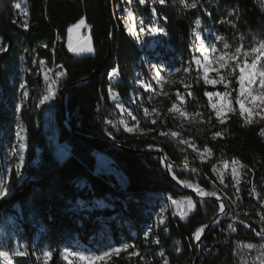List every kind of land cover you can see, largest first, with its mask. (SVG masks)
Segmentation results:
<instances>
[{
	"label": "trees",
	"instance_id": "1",
	"mask_svg": "<svg viewBox=\"0 0 264 264\" xmlns=\"http://www.w3.org/2000/svg\"><path fill=\"white\" fill-rule=\"evenodd\" d=\"M16 1L0 0V40L8 48L7 52L0 54V180L4 160L6 155L10 157L9 152L16 142L15 132L19 125L16 112L18 91L17 85L10 80L9 65L14 52L20 46L27 50L25 53L29 58L30 71L25 80L30 98L23 104L20 112L28 133V178L17 185L13 168L12 182L15 189L10 196L0 199V253L3 250L2 223L8 215L20 219L29 242L38 238L40 244H49L58 250L52 264L59 263V250L71 241L97 247L111 242L110 238L118 243L125 237L132 239L134 232L141 238L143 228L153 218L149 203L156 194H164L173 198L189 196L196 202L197 209L193 214L185 220L169 218L166 223L168 234L165 230L160 232L161 246L165 249L170 264H193L197 250L192 234L197 227L209 223L218 214L219 202L211 197L194 196L179 188L166 173L159 152L109 150L73 134L63 120L60 99L64 91L92 74L107 56L109 34L105 1L27 0V28L22 27L24 20L16 13ZM134 2L146 14L151 13L149 7H140L139 0ZM127 4L125 0H110L113 20L112 55L103 72L94 80L70 90L67 109L71 122L83 134L102 138L110 136L132 149L144 150L150 148L149 145L153 146L151 148H161L169 163L171 161L174 165H181L189 157L196 171L186 175L175 169V175L184 182L193 181L200 187L221 193L213 183L215 177L210 164L197 161L192 153L181 154L179 146L159 136L157 132L139 138L122 129L117 123V108L111 102L109 89L115 90L122 97L141 91L133 82L137 67L145 72L148 80L153 81L142 59L143 51L128 33L121 19ZM232 9L238 11L229 15ZM157 12L165 17L163 22L168 32V40L184 61L191 56L189 46L198 20H201L203 27L213 24L230 38L239 34H264V0H212L206 10L200 7L186 9L178 0H169L167 5L157 7ZM225 17L231 18L236 26L221 23ZM83 18L90 26L94 54L78 56L67 48L68 29ZM35 60H43L53 71L65 72L60 83L59 97L56 99L55 113L58 142L66 144L70 149V154L64 159L57 155L54 139L42 122V111L38 102L44 78L40 72L36 73L33 66ZM113 66L120 72V81L115 83L108 79V72ZM188 76L192 85L190 89L194 94L193 102L207 120L211 109L204 92L223 90V87L205 85L202 80L197 84L195 70ZM178 90L183 91L182 86L173 85L161 106L157 127L162 130L168 127L179 128L178 120L169 111ZM261 127L264 124L253 123L245 126L238 115L230 114L225 124L218 123L213 116L211 124L205 123L201 129L190 133L200 146H207L213 151L214 160L236 159L246 166L242 198L249 210H255L258 205L256 198L249 194L252 185L256 184L264 195V136L259 135ZM215 131H220L221 136L213 140L211 137ZM38 148L41 149L40 161L35 164L33 162ZM96 152L105 153L112 158L113 164L125 176L124 184L114 174L98 168ZM224 197L228 211L205 234L197 264H236V242L260 240L252 229L239 223L235 232H227V225L231 222L228 216H236L237 211L234 204ZM97 200H103L105 206H98L95 203ZM16 204H19L20 211ZM177 241L180 242L178 246ZM110 264L161 262L153 259L144 263L139 260V256L129 258L127 253H123L118 258L113 257Z\"/></svg>",
	"mask_w": 264,
	"mask_h": 264
},
{
	"label": "rangeland",
	"instance_id": "2",
	"mask_svg": "<svg viewBox=\"0 0 264 264\" xmlns=\"http://www.w3.org/2000/svg\"><path fill=\"white\" fill-rule=\"evenodd\" d=\"M125 1L128 4L125 6V10L123 15H121V19L125 23L128 33L132 36V38L136 41L137 45L143 51L142 59H144L143 61L145 63V66L148 69L153 81L151 82L150 80H148L145 72L139 70L137 67L136 77L133 82L135 83L136 86L141 88V91H135L132 92L129 96L122 97L115 90H111L113 93L115 92L117 94L118 101L123 106L124 109L122 111L120 107H117V102L115 103L118 113L117 114L118 125L124 130L126 127H132L134 130L129 133L139 138L147 137L154 132H157L159 136H162L160 135V132L161 131L166 132L168 133V135H163L162 137L167 138L168 140L172 141L177 146H179V152L181 154L192 153L194 154L197 161L201 163L210 164L215 177V180H213L214 185L220 190L222 195L226 196L230 200V202L234 204L236 208L237 215L228 216L231 221L230 223L236 221V224L234 225L236 227L240 219H245L251 222L252 224V228H248V227L246 228L252 230L255 229V231H259V217L256 215L257 208L259 207L258 201H257L258 205L256 206V209L249 210L245 205V203L243 202V198H242L243 196L242 189L244 187L243 184L246 182V168L245 167L240 168L239 166H237L238 179L233 180L231 173L233 160H214L213 151H211V155L205 154L204 159L201 160L199 152L193 151L192 147H189L187 144L180 143L181 139L184 140L191 139L195 144V146L198 149H201L202 151L204 146H200L194 140V138L190 136V133L201 129L205 124V122H202L200 117H192V116H189L188 118L181 117L179 112H177L175 108L171 107L172 110L170 111V113L175 119L178 120L179 128L168 127L162 130V128L157 127V123L156 124L151 123L152 119H156V121L158 122V119L161 116V106L166 101L169 95V90L173 85L179 84L182 86L183 91L178 90L181 94H184L186 92L184 84L190 83L191 80L189 79L188 75L191 74V72L188 74H185L183 71L172 72L170 75L167 72H161L160 77H157L155 75V70L152 68L153 65L175 67V66H179L185 61L182 59L179 53L175 52L174 46L168 40V32L166 31L163 22V19H165V17L160 16L157 12V7L162 5L153 4L152 0H144L143 3H141V0H139L140 7L150 8L151 13L146 14L143 11V8L141 9L135 5L134 0H130V2L129 0H125ZM168 1L169 0H167V3L165 5L168 4ZM211 2L212 0H201V3L200 5H198V7H200L203 10H206L210 6ZM188 3H191V0H188ZM17 4L20 5V8L16 7ZM15 9L18 16H21L24 21H28L27 18H28L29 10H28L27 0H17L15 2ZM223 19L231 20V18H226V17ZM84 21H85V25L81 26L78 29L73 28V26H71L70 28H72V32L68 34V38H67L68 50L78 56L94 54V47L90 32V26L87 24L85 19ZM158 27L164 28L165 31L163 33L156 31ZM141 28H143L144 30L141 31ZM217 34L225 36L226 39L230 42V45L233 49L236 45L240 43L239 37L241 36V34H239L235 38H230L227 35H225L223 32L219 31L215 26H213V24L207 27H203L201 20H198L194 31V36L191 42L192 49L199 47L198 38H203L206 45H211L214 42L215 35ZM243 36L245 37L244 43L246 46L252 42L253 37L264 39V34L262 33L256 35H243ZM0 43H2L1 40ZM69 43H71L72 48L77 49V51L70 50ZM81 47L84 48L90 47L92 51H79ZM217 47H222V44H218ZM12 57L13 59L9 65V77L11 82L17 85L16 89L18 92H17L16 100L18 101V105H20L21 103L25 104L28 102V99L30 98V91L25 81L28 73H30L28 66L29 58L26 56L25 49L21 46L17 48V50L14 52ZM190 59L191 56L186 61H189ZM40 61L35 60L33 62V66L36 69V73L40 72L43 75V78L45 75H47L49 78L48 80L44 79L40 99L43 97V95L47 94L49 87H51L52 90L55 92V97L51 102H46L44 105H39L38 102V107L40 111H42V118H43L42 122L46 130L49 131V133H51L54 139V146L57 155L59 156V158L64 159L70 154V149L66 144H62L58 142L55 113L57 110L56 99L59 97L60 83L64 79L65 75L62 77H57L56 71H53L52 69L47 67L45 63L41 65ZM114 67L116 66L111 67L108 72V79L112 83L120 81V72L117 67L116 68L118 69L119 77L113 78L110 77L109 75L111 69ZM191 68L192 70L196 71L195 64H192ZM59 71H63V70H59ZM201 75H202V70H201ZM211 75L214 76V73H212ZM140 81L151 84L152 87L146 92L143 86L141 85ZM20 83L26 84V89L29 91L28 98L22 97V90H20L18 87ZM190 91L192 92L191 89ZM215 91H223V90H215ZM150 96L151 99H149ZM185 99L187 101L186 105H181L176 96V100L173 104L181 108V110L186 108L189 113H192L194 110L202 112L199 109V107L194 104L193 98L185 96ZM144 107H147L149 109L148 116H145L143 113ZM152 109H155L156 111L153 112ZM128 110H131L132 114L137 117L138 123L137 121L131 120V117L128 115ZM20 112H18L19 125L17 131L21 133V136L23 137V142L25 144V150H24L25 162L21 168V176L17 177V185H20L25 179L28 178V175L26 173V166L28 163V142H27L28 133L24 121L20 115ZM203 120L206 121L204 116H203ZM147 129H155V130L148 131ZM172 131H176L178 135L176 137H172L170 135ZM18 143L19 141L16 138V142L14 143L13 147H18ZM62 150H64L65 152L64 155H61ZM9 154L10 157L9 155H6V158L4 160V164H3L4 170L1 178V180L5 182L8 188L10 189L9 194L6 195L5 197L10 196L15 189V185L12 182V173H13L12 169L14 168L15 170V164L17 163V158L13 157L11 155V152H9ZM40 155H41V149L38 148L37 155L33 163L37 164L40 161ZM96 155L99 163L98 168L100 170L114 174L118 178L120 183H121L120 180L121 177L125 179L123 173L120 170H118L117 167L113 164V160L111 157H109L107 154L102 152H96ZM169 164L172 170L178 169V171L184 172L186 173V175H189L193 173V171H196V169L191 165L189 157L185 158L184 161L181 163V165H174V163L171 161ZM8 170H11L10 175ZM220 176H223L225 180V183L223 185L219 183ZM187 183L192 184L193 187L200 188V186L196 182L191 181ZM233 185H235V187H233ZM236 187L240 189V192L238 193V195L240 196L239 200L236 199V195H237ZM256 191L261 193L259 191V188H257V186H256ZM153 197L154 198L149 203V208L153 213V218L150 221V223L145 225V227L143 228V233L141 238H138L136 232H134L132 239L125 237L122 238L119 243L125 241L134 243L140 253L139 260H141L144 263H149L153 261V259H159L161 264H163L164 259H167L168 262L169 259L166 256L165 249L161 246L162 243L160 240V232L162 230H165L166 233L168 234L166 223L169 220V218L178 217L185 220L196 211L197 205L195 200L189 196L173 198L166 196L164 194H156ZM172 200H176L177 203L173 204L171 202ZM189 201H191V204L189 203ZM16 208L18 209V211L21 210L19 204H16ZM245 212L249 214L247 217L244 216ZM181 213H183V218L181 217ZM242 216L245 218H242ZM161 217L164 220L163 224H159V219ZM148 228H151L152 232L149 234V236L146 239L144 233L147 231ZM227 232L233 233V231H231L228 228H227ZM138 239L139 241L137 242L136 240ZM156 239L159 240V243H154V240ZM1 240L3 244V250L1 253H7L9 257H11V260H5L4 257L1 256L0 264H52L54 256L56 252H58L56 248H52L49 244H40L38 242V238H36L34 242H29L25 230L20 222V219L15 217L14 215H8L4 218L1 229ZM110 241L111 242L103 243L102 245H98L97 247H89L81 242L71 241L63 245L62 248L59 250L58 264H70V262L71 264H81L80 261L72 257H69L68 260L62 259V253L65 247L75 248L76 246H79L80 248L96 250L99 248H103L105 245L108 244H113V245L119 244L118 242H115L113 238H110ZM248 244L254 245V248L252 250H249L247 248ZM178 245L179 244H177V246ZM262 246H264V241H262L261 239L259 241H253V242L237 241L236 252H235L236 264H244V262H246V264H252L253 260L257 259V257L261 255ZM21 247L27 248V251L29 253L27 257L14 256V252ZM45 250L52 251V257L47 262H45L42 255L43 251ZM132 251H134V249L132 248L128 249V252H132ZM161 251L164 253L163 257L160 256L159 254ZM123 253H127V252L122 251L120 255ZM141 256L143 257V260L141 259ZM113 257H115V255ZM129 258H138V256L129 257ZM91 264H104V261L91 262Z\"/></svg>",
	"mask_w": 264,
	"mask_h": 264
},
{
	"label": "snow or ice",
	"instance_id": "3",
	"mask_svg": "<svg viewBox=\"0 0 264 264\" xmlns=\"http://www.w3.org/2000/svg\"><path fill=\"white\" fill-rule=\"evenodd\" d=\"M130 2V0H129ZM144 0H141L143 3ZM180 4L184 6L186 9H196L198 5H200L201 0H191V3H188V0H179ZM153 4H160L165 5L167 0H152ZM202 6V5H201ZM17 8H20V5H16ZM238 11V9H232L229 12V15H233ZM221 23H229L232 27H235V23L231 20L222 19ZM85 25L84 19H80L79 22L73 25V28H80L81 26ZM22 27L27 28L28 22L24 21ZM144 29L141 28V31ZM69 33L72 32V28L68 29ZM156 31L163 33L165 31L164 28H157ZM199 39V47L192 49L191 45V59L189 61H185L184 63L180 64L179 66L175 67H167L163 65H153L152 68L155 70V75L160 77L161 72H167L169 75L172 72H181L183 71L185 74L191 72L192 68L191 65L195 64L197 76H196V83L199 84L200 81H203L205 85H211L213 87L217 85L223 86V91H205L204 95L208 98V104L211 111L207 114V120H203L204 113L200 111H193L189 113L186 108L181 110V108L177 107L175 104L172 105V108H175L177 112H179L181 117L188 118L189 116L192 117H200L202 122L211 124L213 120V116L215 120L220 124H225L227 120L230 118V114L238 115L245 126L251 125L253 123L256 124H264V39H259L257 37H253L252 42L249 45H245L244 39L245 37L243 34L239 37L240 43L234 47H231L230 42L226 39L225 36L217 34L214 37V42L211 45H206L203 38ZM218 44H222V47H217ZM69 49L72 51H77V49L72 48L71 43H69ZM8 48L3 46L0 43V53L7 52ZM27 51V50H25ZM79 51H92L90 47L84 48L81 47ZM40 64L43 65L44 61L41 60ZM62 67V66H61ZM202 70V75H201ZM214 73V76L211 75ZM57 77H62L65 75V72L59 71L56 73ZM110 77H117L118 70L113 68L112 71L109 73ZM45 80H48V76H44ZM141 85L143 86L144 90L147 92L152 86L151 84L144 83L140 81ZM183 83V81H182ZM19 89L22 90V97L28 98L29 91L26 89L25 83L19 84ZM186 92L181 94L177 91L176 96L178 101L181 105H186L187 101L185 96L194 98V94L190 91L192 85L190 83L184 84ZM109 96L113 101L117 102V107L123 109V106L119 103L116 94H114L111 89H109ZM55 97V92L49 87L47 94L43 95V97L39 100V105H44L46 102H51ZM151 99V96L149 97ZM23 107V103L17 105L16 112H20ZM172 109L170 108L169 111ZM155 112V109H152ZM143 113L145 116H148L149 109L147 107L143 108ZM128 115L131 117L132 121H137V117L132 114L131 110H128ZM110 123V121H109ZM138 123V121H137ZM152 124H156V119L151 120ZM134 129L132 127H126L125 131L132 132ZM148 131H154L155 129H147ZM109 135H111L109 133ZM160 135H168V133L161 131ZM172 137H176L178 133L176 131H172L170 133ZM259 135L264 136V127L260 128ZM15 136L19 141L18 147H13L11 151V155L17 158V163L15 164V171L16 176H21V168L25 162V144L23 142V137L19 131L15 132ZM221 136L220 131H215L212 133V139L215 140L217 137ZM180 143L187 144L189 147H192L193 151H197L200 153V159L203 160L205 154L211 155V149L207 146H204L202 151L198 149L191 139L184 140L181 139ZM149 147H153L149 145ZM64 150L61 151V155H64ZM166 157H162V161L165 160ZM237 166L240 168L246 167L245 165L240 164V162L236 159L232 161V178L233 180L238 179V169ZM9 175H10V171ZM175 178V176L173 177ZM121 183L125 182L123 177L120 178ZM219 183L223 185L225 180L223 176H220ZM186 187H192V184L186 183ZM235 187V185H233ZM198 193H201L205 196H215V192H203V190L199 187L196 188ZM10 189L8 188L7 184L0 180V199H3L6 195H8ZM240 189L236 187V199L239 200L240 196L238 193ZM251 196H254L259 204L257 208L256 215L259 217V231L255 232V235L259 237L262 241H264V195L256 191L255 184L252 185L251 192L249 193ZM173 204H176V200L171 201ZM95 203L98 206H105L103 200H97ZM191 204V201H189ZM194 207V206H193ZM219 210L221 213L225 210L224 203H220ZM249 214L247 212L244 213V216L247 217ZM181 217L183 218V213H181ZM214 223H219L218 221H213ZM164 220L161 217L159 219V224H163ZM238 223L242 226L252 228L251 222L245 219H240ZM236 221L233 223H229L227 228L231 231L235 232L236 227L234 226ZM208 227L207 224L199 226L193 232V237L195 240L199 241L201 239V234L204 230ZM152 232L151 228H148L147 231L144 233L145 238L149 236ZM154 243H159V240H154ZM177 244L180 242L177 241ZM134 249L132 252H128V249ZM247 248L252 250L254 245L248 244ZM124 251L128 253L129 257L139 256V250L137 249L134 243L130 242H121L117 245L108 244L105 245L103 248H99L96 250L80 248L76 246L75 248L65 247L62 253V259L68 260L69 257L75 258L76 260L80 261L81 264H91V262H100L104 261V264H110L112 257L115 255L117 258L120 256V253ZM179 251V249H177ZM160 256H164V253L161 251ZM29 255L26 247L18 248L14 252L15 257H27ZM45 262L49 261L52 257L51 250H45L42 253ZM0 256H3L5 260H11V257L7 253H0ZM143 260V257L141 256ZM71 264V262H70ZM163 264H169L167 259L163 260ZM246 264V262H244ZM252 264H264V246L261 247V255L257 257V259L253 260Z\"/></svg>",
	"mask_w": 264,
	"mask_h": 264
},
{
	"label": "water",
	"instance_id": "4",
	"mask_svg": "<svg viewBox=\"0 0 264 264\" xmlns=\"http://www.w3.org/2000/svg\"><path fill=\"white\" fill-rule=\"evenodd\" d=\"M105 1V6H106V16H107V29H108V34H109V45H108V52H107V56L105 58V60L103 61V63L89 76H87L86 78L82 79L81 81H79L78 83H75L73 85H70L69 87H67V89L64 91V94L61 98V104H62V116H63V120L66 124V126L68 127V129L75 135L79 136L82 139H85L87 141H90L92 143H95L99 146H102L103 148L109 149V150H123V151H127V152H131V153H146V152H150V151H155V152H159L162 157H166L165 160H163V167L166 171V173L172 178V180L177 184V186L179 188H181L183 191H187L189 193H191L194 196H199V197H211L213 199H215L216 201L219 202V204L222 202L225 205V210L223 213H221L220 211L218 212V214L209 222L207 223L208 227L204 230V232L201 234V239L199 241L195 240V246H196V250H197V255L196 258L193 262V264H197L200 254H201V249H202V241L203 238L205 236V234L212 228L214 227L217 223H214L213 221H220L221 219H223L225 217V214L228 211V204L227 201L225 199V197L219 193L218 191L215 190H210L207 189L209 191L215 192L217 195L215 196H205L202 195L201 193H198L196 191V187H186L185 184L187 182H184L182 180H180L175 173L173 172V170L170 168V164H169V160L168 157L165 153V151L161 148L158 147H154V148H147L144 150H138V149H132L129 148L127 146H124L120 143H118L113 137H96V136H92V135H88V134H83L81 132H79L78 130L75 129V127L73 126L71 119H70V113L67 109V97L68 94L70 92V90L80 84H85L89 81L94 80L101 72H103V69L105 68V66L107 65V63L109 62L111 55H112V51H113V45H112V33H113V20H112V12H111V7H110V0H104ZM175 176V178H173ZM201 189H204V187H200ZM206 189V188H205Z\"/></svg>",
	"mask_w": 264,
	"mask_h": 264
},
{
	"label": "bare ground",
	"instance_id": "5",
	"mask_svg": "<svg viewBox=\"0 0 264 264\" xmlns=\"http://www.w3.org/2000/svg\"><path fill=\"white\" fill-rule=\"evenodd\" d=\"M118 76H119V73H118ZM203 190V192H212V191H209V190H207V189H202ZM217 196H218V194H216Z\"/></svg>",
	"mask_w": 264,
	"mask_h": 264
},
{
	"label": "built area",
	"instance_id": "6",
	"mask_svg": "<svg viewBox=\"0 0 264 264\" xmlns=\"http://www.w3.org/2000/svg\"><path fill=\"white\" fill-rule=\"evenodd\" d=\"M119 77V76H118ZM114 94H116L115 92H114ZM116 96H117V94H116ZM118 98V97H117ZM111 102H112V104H114L115 105V103H116V101H113L112 99H111Z\"/></svg>",
	"mask_w": 264,
	"mask_h": 264
}]
</instances>
